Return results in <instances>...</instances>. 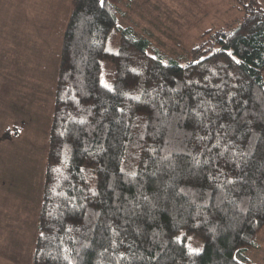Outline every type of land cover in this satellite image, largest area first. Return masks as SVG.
Wrapping results in <instances>:
<instances>
[{"label":"trees","instance_id":"trees-1","mask_svg":"<svg viewBox=\"0 0 264 264\" xmlns=\"http://www.w3.org/2000/svg\"><path fill=\"white\" fill-rule=\"evenodd\" d=\"M240 1L175 56L121 22L126 0H71L32 264H258L264 6Z\"/></svg>","mask_w":264,"mask_h":264},{"label":"rangeland","instance_id":"rangeland-1","mask_svg":"<svg viewBox=\"0 0 264 264\" xmlns=\"http://www.w3.org/2000/svg\"><path fill=\"white\" fill-rule=\"evenodd\" d=\"M264 6V0H260ZM71 0H0V264H32L55 100L58 61ZM240 0H126L123 24L183 56L205 30L244 15ZM109 48L120 42L117 33ZM111 66H104L110 84ZM201 250L196 235L185 239ZM247 250L264 264V228Z\"/></svg>","mask_w":264,"mask_h":264},{"label":"snow or ice","instance_id":"snow-or-ice-1","mask_svg":"<svg viewBox=\"0 0 264 264\" xmlns=\"http://www.w3.org/2000/svg\"><path fill=\"white\" fill-rule=\"evenodd\" d=\"M101 5H103V0H101ZM229 55H231V53H229ZM237 63H239V61H236ZM104 87L108 88L111 91V87L108 84H104Z\"/></svg>","mask_w":264,"mask_h":264},{"label":"crops","instance_id":"crops-1","mask_svg":"<svg viewBox=\"0 0 264 264\" xmlns=\"http://www.w3.org/2000/svg\"><path fill=\"white\" fill-rule=\"evenodd\" d=\"M0 188H1V186H0Z\"/></svg>","mask_w":264,"mask_h":264}]
</instances>
